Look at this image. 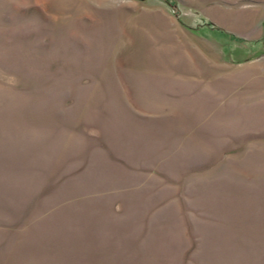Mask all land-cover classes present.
<instances>
[{
  "label": "rangeland",
  "instance_id": "1",
  "mask_svg": "<svg viewBox=\"0 0 264 264\" xmlns=\"http://www.w3.org/2000/svg\"><path fill=\"white\" fill-rule=\"evenodd\" d=\"M255 60L264 0H0V264H264Z\"/></svg>",
  "mask_w": 264,
  "mask_h": 264
},
{
  "label": "crops",
  "instance_id": "2",
  "mask_svg": "<svg viewBox=\"0 0 264 264\" xmlns=\"http://www.w3.org/2000/svg\"><path fill=\"white\" fill-rule=\"evenodd\" d=\"M253 33L254 32H245L243 36L244 37H249L251 35L254 36ZM240 51H241V48H240ZM246 65L248 66L245 67L244 70H251L253 73L249 79L244 80V81L241 80L242 87L243 88L248 87L247 90L252 89V91H254V89H256L257 91L264 92V62L255 60L250 65L249 64H246ZM224 80L225 79L222 74L210 73V75H208V77H206L205 80L203 77L202 79L198 78V79H194L193 81H190L191 84H193L196 87V92H197L196 98L200 100V98L202 97L204 100V103H207V104H208L207 99L213 101V107H214L213 113L228 112L225 109L227 102L223 101V97H224L223 90L227 88V83L226 82L223 83ZM230 83L235 85V81H230ZM260 95L264 96V94H260Z\"/></svg>",
  "mask_w": 264,
  "mask_h": 264
},
{
  "label": "trees",
  "instance_id": "3",
  "mask_svg": "<svg viewBox=\"0 0 264 264\" xmlns=\"http://www.w3.org/2000/svg\"><path fill=\"white\" fill-rule=\"evenodd\" d=\"M191 264V263H190Z\"/></svg>",
  "mask_w": 264,
  "mask_h": 264
}]
</instances>
